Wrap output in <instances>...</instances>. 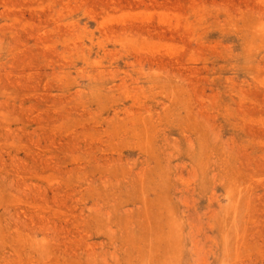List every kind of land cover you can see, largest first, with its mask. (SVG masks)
Listing matches in <instances>:
<instances>
[{
  "label": "rangeland",
  "instance_id": "rangeland-1",
  "mask_svg": "<svg viewBox=\"0 0 264 264\" xmlns=\"http://www.w3.org/2000/svg\"><path fill=\"white\" fill-rule=\"evenodd\" d=\"M0 264H264V0H0Z\"/></svg>",
  "mask_w": 264,
  "mask_h": 264
}]
</instances>
